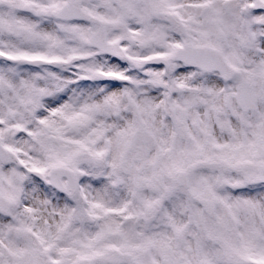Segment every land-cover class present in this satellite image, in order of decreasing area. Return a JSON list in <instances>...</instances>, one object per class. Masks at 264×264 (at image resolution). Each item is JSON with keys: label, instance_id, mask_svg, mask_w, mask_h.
<instances>
[{"label": "snow or ice", "instance_id": "obj_1", "mask_svg": "<svg viewBox=\"0 0 264 264\" xmlns=\"http://www.w3.org/2000/svg\"><path fill=\"white\" fill-rule=\"evenodd\" d=\"M0 264H264V0H0Z\"/></svg>", "mask_w": 264, "mask_h": 264}]
</instances>
